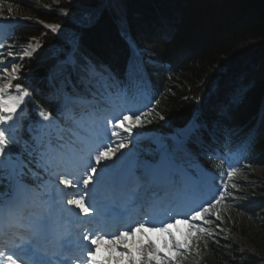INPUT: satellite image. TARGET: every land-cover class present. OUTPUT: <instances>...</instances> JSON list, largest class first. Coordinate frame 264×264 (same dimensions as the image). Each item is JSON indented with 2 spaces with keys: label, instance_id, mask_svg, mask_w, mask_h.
<instances>
[{
  "label": "trees",
  "instance_id": "1",
  "mask_svg": "<svg viewBox=\"0 0 264 264\" xmlns=\"http://www.w3.org/2000/svg\"><path fill=\"white\" fill-rule=\"evenodd\" d=\"M0 2V27L8 28L0 53L6 63L13 60L7 52L14 54L22 77L14 84L31 92L22 130L14 132L22 145H10L14 160L19 157L40 171L30 162L35 157L28 155L38 125L49 123L39 118L38 110L51 112L59 125L42 91L68 89L70 77L79 78L70 59L77 65L90 61L110 74L109 90L140 94L142 89L153 95L152 103L142 105L143 127H134L130 137L139 161L155 162L159 144L175 147L181 138L185 148L176 155L187 170L205 168L221 184L229 162L223 157L237 167L232 182L239 190L229 184L235 199L227 197L218 206L221 219L209 217L214 221L209 225L198 222L208 229L196 233L203 264H264V0ZM64 9L67 15L61 14ZM45 23L61 27L52 33ZM37 41L40 47L33 56L20 61L23 49ZM88 87L87 94L95 96L105 91L96 84ZM62 123L61 138L50 129L45 133L68 155L64 137L77 144L80 129L72 121ZM24 182L33 188L37 183L30 174ZM7 184L5 178L0 192L7 191ZM175 235L184 242L186 235ZM190 246L183 260L176 251L168 255L173 264L193 263Z\"/></svg>",
  "mask_w": 264,
  "mask_h": 264
},
{
  "label": "snow or ice",
  "instance_id": "2",
  "mask_svg": "<svg viewBox=\"0 0 264 264\" xmlns=\"http://www.w3.org/2000/svg\"><path fill=\"white\" fill-rule=\"evenodd\" d=\"M55 2L58 4L59 0ZM0 9H3L2 2ZM12 11V5L9 4L8 12ZM61 14L67 15V10H61ZM44 27L56 33L61 26L56 23H45ZM3 47L4 45L0 44V48ZM39 47L38 41L35 46L29 43L23 49L19 60L31 58ZM3 56L4 54L0 53V183L7 178L8 184L7 191L0 192V237L11 239H4L0 243V264H72L73 259L75 264H106V261L97 259V253L105 244L111 245L112 248L123 245L121 256H126L130 264H152L153 261L159 264H173L170 257L161 256L160 250L154 244H150L148 248H139L138 251L144 255V259L138 260L129 246V238L135 237L137 233L149 231L167 233L172 237L177 255L183 260L192 236L195 233L208 232V229L197 222L204 225L212 224L214 221L209 218L212 216L220 220L218 206L224 204L227 197L235 199V195L229 192V184L233 189L239 190L237 184L232 182V177L237 174L238 169L231 163V158L223 157L229 162L228 170L220 177L221 184L215 186V191L206 182L196 185V194L200 195L206 191L209 199L189 208L187 212H175L159 220L152 217L133 219L129 213H101L95 203L97 186L101 184L104 173L116 167L115 164L107 162L112 161L119 150L127 148L131 143L133 128L143 127L142 113H125L118 117L111 130V135L118 141L115 146L112 144L97 146L87 153L86 158H82L80 165L71 170H61L63 156L60 148L53 145L51 133H41L37 136L28 151L30 157H35V160L30 162H34L40 171H33L19 157L14 160L10 145L18 141L11 135V130L19 124L17 110L25 105L26 98L30 97L31 92L20 83L14 84V81L22 78L21 66L14 54L11 51L7 52V56L13 57L10 63H6ZM68 62L74 69L79 68V83L84 85L85 95L91 92L88 87L90 84L102 86L105 91L111 86L110 74H107V70L102 66L98 68L90 61L80 65L71 59ZM85 95L78 93L74 97H67L65 106L83 102ZM37 114L42 121L49 122L41 124V128L50 129L56 133V139L61 138L64 129L59 127L52 113L41 108ZM160 119L164 117L160 116ZM122 132L128 135L124 136ZM45 135L48 136L47 140L44 138ZM120 159H123V156ZM102 163L104 167L100 168ZM98 168L101 173L99 177ZM40 172H43V177ZM28 174L37 181L34 188L24 182V177ZM152 182L154 181L149 179L142 180L137 184L134 193H139L141 188ZM59 185L64 187L60 188ZM53 189L63 197L62 201L54 198ZM65 189L74 191L66 192ZM135 199L136 196L132 195L127 203L134 207ZM57 203H62L63 212L74 213L77 222L83 226L79 240L68 239L66 232L56 228L58 217L54 215V205ZM68 205L73 207L69 208ZM75 209H79V212H75ZM105 216L118 225L116 231L107 230L106 225L101 226V220ZM181 223L190 229L184 242L177 240L175 233L171 231L173 228L178 229ZM83 241L88 243L85 244ZM69 253L73 255L69 256Z\"/></svg>",
  "mask_w": 264,
  "mask_h": 264
},
{
  "label": "rangeland",
  "instance_id": "3",
  "mask_svg": "<svg viewBox=\"0 0 264 264\" xmlns=\"http://www.w3.org/2000/svg\"><path fill=\"white\" fill-rule=\"evenodd\" d=\"M2 33H3V31L1 30L0 35H2ZM114 97H116V96H110V99L112 101V103H111L112 106L115 107L116 103H114V99H113ZM66 98L67 97H65V99ZM120 109H118L119 117L125 113L131 114L130 110H133V108L132 109H130L128 107L125 108V106L122 108V110H120ZM103 114H104L103 116H107V114H109V113H103ZM100 121H103V120H100ZM116 122H117V117L113 116V114H109L108 117H106V121L104 123L97 122V124H94V127L97 130L101 129V132H99L96 135V140L99 139L100 143H103V145L112 144L113 146H115V144L118 141L116 140L115 137H113L111 135V130H112L113 124H115ZM93 130H94V128H93ZM100 143L97 142L96 145L99 146ZM86 156H87V152L85 151L83 153V157L86 158ZM121 156H123V159H120ZM166 157H167V155H163L162 162L157 167H151L150 166L151 168H149L148 173H147L148 176L156 175L158 177V176L164 174L163 168L166 164ZM80 162H82V161L80 160ZM107 163L115 164L116 167L113 169H109L107 172L104 173L101 184L97 186V188L103 187L102 188L103 191L106 189L104 187V184H108V183H110V181L114 182L115 180L123 181L132 175V173H133L132 170L136 168V166H135L136 165V159L134 157L133 152L131 151L130 144L128 145L127 148L119 150L116 154V157L112 161H108ZM118 166H120L119 169H118ZM102 167H104L103 163L100 165V168H102ZM100 168L97 169V176L98 177L101 175ZM205 176L207 177L205 179V182L207 184L211 185L212 180H213V175L205 172ZM59 187L63 188L64 186L59 185ZM89 187L91 188V185ZM67 190L74 191L72 189H65V191H67ZM97 193H99V192L96 191V193H95L96 197H97ZM105 194H107V193H105ZM52 195L54 196V198L58 197L57 200H60V198H61V195L56 193L55 189H53ZM202 195H204V194H202ZM193 200L196 203L195 198ZM86 203H87V201H86ZM177 205L178 204H175L172 206V212H174V213L176 212V209H178ZM67 207L72 208L73 206L68 205ZM191 207H189V208H191ZM189 208H186V206H185V207L179 208V209H184L185 212H187L189 210ZM169 209H170V207H169ZM54 210H55L54 215L56 217H58V223L56 225V228L61 232H68L70 235L71 232H70V230H68L69 226L71 227L73 222H77L74 213L69 214V213L63 212L62 203L55 204ZM75 212H79V209H75ZM173 231H176L178 234L182 233V235H187L189 233L190 229L188 228V226L186 224L181 223L178 226V229L173 228ZM83 242L88 243V241H83ZM150 244H154L156 246V248H158L160 250L161 256L169 257L168 255H171L172 253L174 254L175 248H174V245L172 243V237H170L167 233H159V232L149 231V232H145L143 234L137 233L135 237L129 238V246L131 247L134 255L138 258V260H141V261L144 259V255L141 252H139L138 249L141 247L148 248L150 246ZM190 244H191L190 254H191L192 260H193L192 264H203L202 254H201V251H200V249L198 247V243H197L196 233L192 236V240H191ZM122 247H123V245L116 247V248H112L111 245L105 244V245L101 246L99 252L97 253V259L100 261H106V264H130V261L128 260V258L126 256H124V257L121 256V248ZM152 264H159V262L153 261Z\"/></svg>",
  "mask_w": 264,
  "mask_h": 264
},
{
  "label": "bare ground",
  "instance_id": "4",
  "mask_svg": "<svg viewBox=\"0 0 264 264\" xmlns=\"http://www.w3.org/2000/svg\"><path fill=\"white\" fill-rule=\"evenodd\" d=\"M96 191H98V190H96ZM97 196H99V193H97ZM95 197H96V196H95ZM75 238H76L75 235H73V236H72V239L75 240Z\"/></svg>",
  "mask_w": 264,
  "mask_h": 264
}]
</instances>
